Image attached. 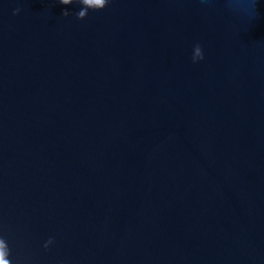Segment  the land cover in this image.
Instances as JSON below:
<instances>
[{
    "label": "water",
    "instance_id": "obj_1",
    "mask_svg": "<svg viewBox=\"0 0 264 264\" xmlns=\"http://www.w3.org/2000/svg\"><path fill=\"white\" fill-rule=\"evenodd\" d=\"M80 8L0 0L11 264H264V0Z\"/></svg>",
    "mask_w": 264,
    "mask_h": 264
},
{
    "label": "clouds",
    "instance_id": "obj_2",
    "mask_svg": "<svg viewBox=\"0 0 264 264\" xmlns=\"http://www.w3.org/2000/svg\"><path fill=\"white\" fill-rule=\"evenodd\" d=\"M59 4L69 5L73 3V0H58ZM81 5L80 10L75 14L78 20L84 19L89 10L99 11L103 10L110 2V0H76ZM20 9H16L13 12V15H16ZM70 13L68 11H64L62 13L63 16L67 17ZM203 59L202 50L199 45H196L193 49L192 62L195 63L199 60ZM53 239L49 238L43 245L45 249L49 247V245L53 244ZM9 257V249L7 242L0 238V264H11Z\"/></svg>",
    "mask_w": 264,
    "mask_h": 264
}]
</instances>
